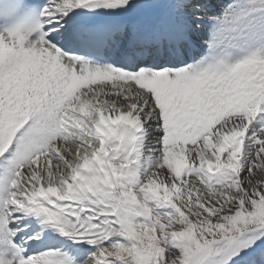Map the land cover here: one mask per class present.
I'll return each instance as SVG.
<instances>
[{"label": "snow or ice", "instance_id": "6c2138e0", "mask_svg": "<svg viewBox=\"0 0 264 264\" xmlns=\"http://www.w3.org/2000/svg\"><path fill=\"white\" fill-rule=\"evenodd\" d=\"M0 264H264V0H0Z\"/></svg>", "mask_w": 264, "mask_h": 264}]
</instances>
